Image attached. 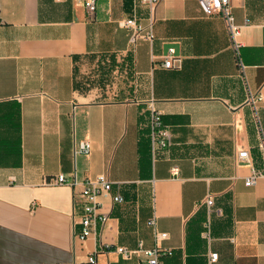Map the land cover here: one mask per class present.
I'll return each instance as SVG.
<instances>
[{"label": "crops", "instance_id": "1", "mask_svg": "<svg viewBox=\"0 0 264 264\" xmlns=\"http://www.w3.org/2000/svg\"><path fill=\"white\" fill-rule=\"evenodd\" d=\"M232 10L239 53L223 17L198 0H160L154 38L136 45L119 24L132 0H97L93 14L84 0H0V264H87L93 253L100 264H147L143 251L115 249L139 244L172 251L164 264H264V175L245 184L264 172L248 103L249 92L260 97L264 129V0ZM154 111L170 132L163 149ZM60 173L76 183L48 182ZM102 174L108 218L81 239V192Z\"/></svg>", "mask_w": 264, "mask_h": 264}, {"label": "built area", "instance_id": "2", "mask_svg": "<svg viewBox=\"0 0 264 264\" xmlns=\"http://www.w3.org/2000/svg\"><path fill=\"white\" fill-rule=\"evenodd\" d=\"M60 1V0H58ZM160 0H132V12L131 14L119 21V24L128 29L130 33V42L132 45H136L140 39L152 40L154 38L153 25L155 21V10L157 3ZM200 6L207 14H219L223 17L226 23L227 30L232 42V45L239 53V47L241 45V25L236 23L235 16L232 10V4L238 0H198ZM85 7L89 14H93L96 10L97 0H84ZM144 6L146 8V23H142L138 14V6ZM174 48H170L168 54L165 56L163 61L164 67H171L174 64ZM260 97L249 92L248 103L253 108L255 117L258 123V128L261 136V147L264 150V129L261 124L258 109H259ZM152 129V140L154 148H166L170 144V132L167 127L162 123L159 112L154 111L151 122ZM91 144L89 141H82L78 145L79 152L88 153L90 151ZM240 157L249 160V152L243 150L240 152ZM173 171H177V167L173 168ZM264 172L258 169H253L252 174L246 179L245 184H254L260 176H263ZM51 184L61 183H76V179H67L63 173H60L48 180ZM112 190V182L105 176L99 175L94 179H88L84 183L81 194L85 197L83 206V213L81 216V222L83 225L82 232L79 234L81 239L87 238L89 235L95 233L99 222L104 223L108 216L101 211V202L99 196L101 194H109ZM114 202H120L123 200L121 194H114L112 196ZM207 205L211 207L214 200L211 196H208L206 201ZM155 217L149 220V224L155 226ZM161 236H166V233H160ZM116 251L123 257L129 258L133 254L143 251L147 257V264H164L162 261L163 254H171L172 251L163 250L162 248L155 246L152 248H146L142 244L132 249L126 246H117ZM217 259V253H211V260ZM87 264H100L96 258V255L90 254L88 257Z\"/></svg>", "mask_w": 264, "mask_h": 264}]
</instances>
